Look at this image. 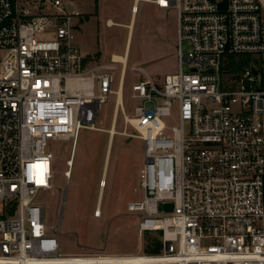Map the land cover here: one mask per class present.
Returning <instances> with one entry per match:
<instances>
[{
	"label": "built area",
	"instance_id": "2783aa9c",
	"mask_svg": "<svg viewBox=\"0 0 264 264\" xmlns=\"http://www.w3.org/2000/svg\"><path fill=\"white\" fill-rule=\"evenodd\" d=\"M142 1L177 20V71L158 87L134 68L144 78L131 98L142 105L132 116L120 107L144 159L143 197L126 210L139 237L160 232L159 253L140 263L59 253L57 227L35 204L53 188L48 143L72 142L67 185L79 131L117 100L125 70L114 56L109 65L81 55L73 5L0 0V264H264V0ZM230 58L245 63L233 73ZM174 102L178 125L169 127Z\"/></svg>",
	"mask_w": 264,
	"mask_h": 264
},
{
	"label": "rangeland",
	"instance_id": "374dc122",
	"mask_svg": "<svg viewBox=\"0 0 264 264\" xmlns=\"http://www.w3.org/2000/svg\"><path fill=\"white\" fill-rule=\"evenodd\" d=\"M61 1L75 6L83 15L82 19L74 21L77 26L75 41L81 55L95 57L102 64L112 65L110 56H120L126 51L127 65L122 89V105L126 115L132 116L134 108L142 105L141 101L131 98V85L144 78L134 68L142 70L158 87L162 86L165 75L177 71L174 10L158 12L154 4L142 0L135 3L134 0ZM21 4L24 8L29 7L23 2ZM133 4L136 10L130 32L125 26L105 25L108 18L127 25ZM97 10L99 17L80 29L89 14L97 13ZM189 51V43L182 42V55L186 56ZM114 66L115 89L120 64ZM155 101L160 102L158 98ZM115 102L116 97L110 95L98 110L94 124L97 130L83 128L79 131L67 185L64 172L72 142L56 140L48 143L54 156L53 188L41 192L35 204L43 207L45 223L57 227L55 233L60 254L138 256L147 254L145 249H151L154 241H160V232H147L139 237L138 217L126 210L129 202L139 201L143 197L139 177L144 161L143 144L136 138L133 127L125 122L120 110L114 116ZM171 112L166 123L169 127L177 126L175 102ZM111 127L115 134L104 168ZM101 180L103 184L100 187ZM98 201L100 216L95 217Z\"/></svg>",
	"mask_w": 264,
	"mask_h": 264
},
{
	"label": "bare ground",
	"instance_id": "6f19581e",
	"mask_svg": "<svg viewBox=\"0 0 264 264\" xmlns=\"http://www.w3.org/2000/svg\"><path fill=\"white\" fill-rule=\"evenodd\" d=\"M108 26H113V23L111 22V21H109V24H108ZM114 59L116 60V61H118V62H121L122 64H123V68H124V70H125V68H126V57L123 55V56H121V57H119V56H114ZM125 73V72H124ZM123 82H124V79H122V81H121V84H120V91L118 92V98H117V100H116V102H115V105H114V112H115V114H114V116L116 117V114L119 112V110H120V107L122 106V89H123ZM115 117H114V119H115ZM113 122H114V120H113ZM114 127V126H113ZM113 127H111V129L108 131V133H109V135H110V138H109V141H108V148H107V153H106V160H107V158H108V154H109V150H110V146H111V140H112V138H113V136H114V134H115V130H114V128ZM89 130H92V131H94V130H97L95 127L94 128H91V129H89ZM106 162V161H105ZM102 184H103V181L101 180V182H100V187L102 186ZM96 209H98L99 210V207L98 208H96ZM95 209V210H96ZM129 259L131 260V261H133L134 263H140V262H144V261H146V258H144L143 256H130L129 257Z\"/></svg>",
	"mask_w": 264,
	"mask_h": 264
},
{
	"label": "crops",
	"instance_id": "0c3cea01",
	"mask_svg": "<svg viewBox=\"0 0 264 264\" xmlns=\"http://www.w3.org/2000/svg\"><path fill=\"white\" fill-rule=\"evenodd\" d=\"M136 1H139V0H134V2L133 3H135ZM75 7V6H74ZM156 7V6H155ZM76 8V7H75ZM77 9V8H76ZM131 9H132V14H131V18H130V22L127 24V25H122V24H120V23H115V22H113V20L112 19H110V18H108V19H106L105 20V25L106 26H108L107 25V21L109 20V21H111L112 23H113V26L114 25H118V26H125V27H127L128 28V30H129V32H130V27H132V25H131V23H132V20H133V18H134V14H135V10H136V8H135V6H134V4L131 6ZM156 9L158 10V12H162V11H165V10H162V9H158L157 7H156ZM78 10V9H77ZM79 11V10H78ZM80 12V11H79ZM175 12V11H174ZM81 13V12H80ZM82 14V13H81ZM92 14H94L93 16H90V15H92ZM92 14H89V16H88V19L87 20H85L84 21V23L83 24H81V26H80V29L82 28H84L85 27V25L87 24V23H89L90 21H92V20H94V19H97L98 17H99V12H98V10H97V13H92ZM82 17H83V15H82ZM85 19V18H84ZM175 22H176V28H177V20H176V14H175ZM110 27V26H109ZM76 42V41H75ZM125 57H126V60H127V54H126V51L124 52V54H123ZM123 55H120L119 57H121V56H123ZM88 56V55H87ZM112 56H118V55H116V54H112L111 56H110V58L112 57ZM110 58H109V60H110ZM126 65H127V61H126ZM145 74V73H144ZM146 75V74H145ZM146 76H148V75H146ZM149 77V76H148ZM105 161H107L106 159H105ZM105 166H106V162L104 163V168H105ZM101 192H102V189H101ZM98 207H99V201H98Z\"/></svg>",
	"mask_w": 264,
	"mask_h": 264
},
{
	"label": "trees",
	"instance_id": "16d2710c",
	"mask_svg": "<svg viewBox=\"0 0 264 264\" xmlns=\"http://www.w3.org/2000/svg\"><path fill=\"white\" fill-rule=\"evenodd\" d=\"M230 63H231V69H232V72L235 73L237 72V69L241 67V65H243L245 63V60L243 58H238V59H233V58H230ZM160 248H161V242L156 240L154 241V245L151 249L149 248H146L145 249V252L147 254H153V255H156L159 253L160 251Z\"/></svg>",
	"mask_w": 264,
	"mask_h": 264
},
{
	"label": "water",
	"instance_id": "95a60500",
	"mask_svg": "<svg viewBox=\"0 0 264 264\" xmlns=\"http://www.w3.org/2000/svg\"><path fill=\"white\" fill-rule=\"evenodd\" d=\"M226 6V1H224L223 3L219 4V9H224ZM255 73V72H254ZM161 209H165L166 211H170L172 208L171 204H167V205H161L160 206Z\"/></svg>",
	"mask_w": 264,
	"mask_h": 264
}]
</instances>
